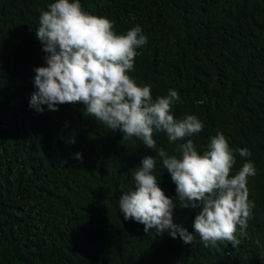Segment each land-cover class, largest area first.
Here are the masks:
<instances>
[{
	"label": "trees",
	"instance_id": "obj_1",
	"mask_svg": "<svg viewBox=\"0 0 264 264\" xmlns=\"http://www.w3.org/2000/svg\"><path fill=\"white\" fill-rule=\"evenodd\" d=\"M54 2L0 0V264H264V0H79L117 34L141 26L147 43L128 74L153 99L176 90L171 114L202 121L182 141L154 132L157 149L179 158L176 145L191 139L202 154L221 132L236 157L232 175L253 163L247 188L255 206L235 247H205L198 235L186 245L125 220L118 200L134 187L144 156L156 159L153 175L176 205L175 224L193 232L199 209L177 200L157 149L123 138L79 103L29 106L33 70L46 66L39 16Z\"/></svg>",
	"mask_w": 264,
	"mask_h": 264
},
{
	"label": "clouds",
	"instance_id": "obj_2",
	"mask_svg": "<svg viewBox=\"0 0 264 264\" xmlns=\"http://www.w3.org/2000/svg\"><path fill=\"white\" fill-rule=\"evenodd\" d=\"M47 9L41 10L36 29V38L47 54L46 66L33 70L31 108L43 112L41 105H47L56 111V105L79 103L88 116L108 129L120 131L123 138H138L152 150L157 149L154 132H164L169 142H176L203 130L196 115L177 119L171 114L179 100L176 90L153 99L151 87L137 85L128 74L134 68L137 49L147 43L141 26L117 34L110 19L83 11L79 0H55ZM175 151L179 158L163 148L156 155L176 186L177 200L184 208L199 209L193 232L173 222L176 205L158 186L152 156L141 159L133 173L134 187L119 197L124 219L143 224L145 233L154 230L156 235L179 236L186 245L193 244L198 235L205 247H215L218 241L237 246V230L246 235L255 206L247 188L248 178L256 175L253 163H243L232 175L236 157L221 132L210 138L202 154L191 139L177 144ZM235 151L242 158L250 156L247 148ZM76 158L82 160L78 153Z\"/></svg>",
	"mask_w": 264,
	"mask_h": 264
}]
</instances>
